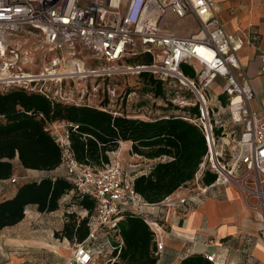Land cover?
Returning <instances> with one entry per match:
<instances>
[{
	"label": "built area",
	"instance_id": "built-area-1",
	"mask_svg": "<svg viewBox=\"0 0 264 264\" xmlns=\"http://www.w3.org/2000/svg\"><path fill=\"white\" fill-rule=\"evenodd\" d=\"M213 3L214 0H0V89L21 88L69 103L66 81L79 76L149 74L179 86L195 98L193 104L186 103L182 109L198 108L197 115L182 113V119L200 128L207 146L195 175L196 183L209 172L216 179L207 187L237 185L247 196L257 199L264 222V109L253 111L246 107L253 92L241 73L236 49L214 13ZM191 20L197 24L195 33L182 35L173 30V26L187 28ZM25 36L38 42L34 51L60 52L64 56L52 57L50 66L38 74L22 72L21 60L31 52H19L22 44L17 39ZM144 55L151 56L150 64L129 63ZM65 57L72 59V70L56 71L54 68L61 66ZM86 60L103 62L111 69L85 70ZM120 65L123 70L115 68ZM13 69L15 74L10 73ZM218 80L223 81L222 93L228 98L232 121L242 123L240 136L231 143H222L226 134L218 133L215 126L223 125L213 119L214 112L208 104V92ZM78 93L83 96L82 91ZM112 112L125 115L119 108ZM70 128L77 126L53 123L47 130L60 149L64 178L78 196L94 202L87 238L94 240L102 230H115L124 214L141 215L149 205L135 193V177L124 171L119 157L109 158L100 170L79 164L70 149ZM10 182L17 180L11 178ZM207 187H203V193ZM148 225L159 254L163 248L162 229L157 223ZM259 239L264 243V227ZM86 241L71 245L72 256L66 264H95ZM205 258L217 264L213 256Z\"/></svg>",
	"mask_w": 264,
	"mask_h": 264
},
{
	"label": "trees",
	"instance_id": "trees-1",
	"mask_svg": "<svg viewBox=\"0 0 264 264\" xmlns=\"http://www.w3.org/2000/svg\"><path fill=\"white\" fill-rule=\"evenodd\" d=\"M129 63L147 65L151 56H139ZM140 80L154 97L164 98L161 81L149 74H141ZM103 109L66 104L21 88L0 89V180L11 179L15 159L25 170L57 169L61 165V153L47 128L60 122L77 126L69 129L70 149L75 160L89 168L100 170L108 164V155L118 149L120 142H130L132 154L147 160H163L133 181L135 193L148 205L163 202L194 180L207 154L200 128L182 116L146 121ZM181 110L185 114H198L197 107ZM215 179L214 174L205 172L200 182L209 186ZM71 192L73 187L64 177H43L19 186L13 198L0 202V232L21 222L29 207H35L41 214L57 211L60 200ZM76 201L88 216L81 220L71 216L54 236L82 243L89 236L88 220L95 206L86 196H78ZM115 231L120 240L112 246L106 264L157 263L154 234L143 217L124 214ZM179 264L214 263L203 255L192 254Z\"/></svg>",
	"mask_w": 264,
	"mask_h": 264
},
{
	"label": "crops",
	"instance_id": "crops-1",
	"mask_svg": "<svg viewBox=\"0 0 264 264\" xmlns=\"http://www.w3.org/2000/svg\"><path fill=\"white\" fill-rule=\"evenodd\" d=\"M213 10L236 49L241 73L253 92V98L246 103V107L253 111L264 109V61L261 60L264 57V0H214ZM173 30L190 35L196 32L197 24L191 20L187 28L173 26ZM222 85L223 81L218 80L208 92L213 105L221 104L222 99L226 100ZM215 121L220 124L218 120ZM226 127L215 126V129L225 133ZM241 132L242 128L237 134L234 131L225 133L222 143L238 139ZM232 134L233 138L228 142ZM108 156L110 159L119 157L124 171L131 177L147 174L156 163L163 161L147 160L132 154L130 142H120L118 149ZM13 166L15 171L11 178L15 179L20 170L31 172L36 180L64 177L61 166L50 172L25 170L18 161ZM25 183L0 180V202L13 198L18 187ZM189 185L179 188L161 203L144 207L139 215L148 224L157 223L162 229L160 240L163 248L156 264H179L192 254L211 255L217 264H264V243L259 239L264 222L257 207V199L247 196L235 184L206 186L205 193L200 185L197 186V192ZM181 199H185V202L179 203ZM62 220L66 222L67 218ZM22 221L1 230L0 264H37L35 257H43L39 254L44 252L31 239L30 230L27 228L25 234L21 235L25 228ZM97 239H111L112 242L120 240L115 230H102ZM45 249V253L59 258L52 264H64L67 257L71 256L68 241L66 245L51 243Z\"/></svg>",
	"mask_w": 264,
	"mask_h": 264
},
{
	"label": "rangeland",
	"instance_id": "rangeland-1",
	"mask_svg": "<svg viewBox=\"0 0 264 264\" xmlns=\"http://www.w3.org/2000/svg\"><path fill=\"white\" fill-rule=\"evenodd\" d=\"M17 40L22 44L19 52H31V54L27 56L25 60H21V69L24 73L38 74L50 66L49 62L51 61L52 57L64 56V54L61 55L60 52H55L52 54L47 51H34V48L38 45V42L32 36H25L24 38ZM7 58L9 57L7 56ZM71 60L72 59L65 57L61 66L54 69L59 72L71 71ZM97 67L100 69H111L109 66H105L103 62L100 63L93 60L85 61V70H91ZM115 68L117 70L124 69L123 65L118 67L116 66ZM10 73L15 74V69L10 70ZM153 79L158 80L155 77H153ZM66 83L67 86L65 88V93L69 95L70 101L69 103L59 99L57 101L66 104L86 105L98 109L104 108L105 110L111 112L119 108L130 118L146 121L167 116H182L183 112L181 109L183 106H185L184 104H193L195 101V98L192 95L184 92L182 89H179V86H174V84L168 85L167 82H162V87L165 92L164 98H156L151 92L148 91V89H145V86L140 80V75L125 72L111 75L109 77L79 76L78 78L71 81H66ZM80 91L83 92L82 97H80L81 93H78ZM225 98V102L218 104L214 101L216 104L213 105L211 96H208V104L213 109V119L218 120L221 125L224 124L223 126L229 127V129L226 127L225 133L228 134L231 131H234L237 134L242 128V123H234L232 121L228 107V98L226 95ZM126 99L127 101L125 102ZM215 105L216 108L214 107ZM219 132H221V129H219ZM232 138L233 134L228 138V142H230ZM16 162V160H13L14 164ZM20 171V174H18L16 177V180H18L19 183H28L37 179L32 176L31 172L24 170ZM189 184V187L191 189H195V191L198 185H200V187H204L200 180L196 183L195 178ZM77 197L78 195L74 191L64 196L59 202L58 210L50 215L38 213L35 207H29L26 209V215L22 221V224L25 226V228L22 230L23 232L21 235L25 234L26 229L28 228L32 237L31 239L35 240L36 246L41 249L42 252H44V254H39L43 255V257H39V259L38 256L35 257V260L38 261L37 264H52L57 262L59 258H57L55 255L50 256V253H45V248H49L51 243L55 245L63 243V245H66L67 240L61 238L60 235L55 237L54 234H59L61 232L64 224L70 219L71 216H74L79 220L88 216L87 212L78 207L76 201ZM84 214L87 215L85 216ZM62 218H67V221H63ZM99 239H88L86 244L91 249L95 264H106L110 260L112 246L116 242H112L111 239L107 241L104 239ZM68 243L71 248V245L74 242L68 241ZM71 256L69 258L67 257L65 261L63 258L62 261L65 262L64 264H66Z\"/></svg>",
	"mask_w": 264,
	"mask_h": 264
},
{
	"label": "bare ground",
	"instance_id": "bare-ground-1",
	"mask_svg": "<svg viewBox=\"0 0 264 264\" xmlns=\"http://www.w3.org/2000/svg\"><path fill=\"white\" fill-rule=\"evenodd\" d=\"M238 100H239V99L237 98V99L234 100V102H237ZM235 117H237V115H235Z\"/></svg>",
	"mask_w": 264,
	"mask_h": 264
}]
</instances>
